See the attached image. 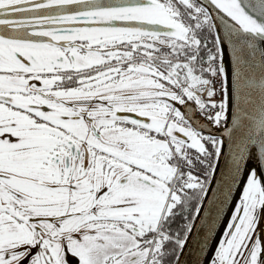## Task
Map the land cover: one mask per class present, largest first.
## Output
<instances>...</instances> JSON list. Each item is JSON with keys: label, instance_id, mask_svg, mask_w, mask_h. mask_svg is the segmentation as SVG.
Listing matches in <instances>:
<instances>
[{"label": "snow or ice", "instance_id": "obj_1", "mask_svg": "<svg viewBox=\"0 0 264 264\" xmlns=\"http://www.w3.org/2000/svg\"><path fill=\"white\" fill-rule=\"evenodd\" d=\"M0 264H264V0H0Z\"/></svg>", "mask_w": 264, "mask_h": 264}]
</instances>
